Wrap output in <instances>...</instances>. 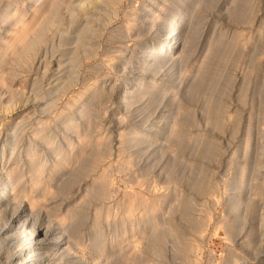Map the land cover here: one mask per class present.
<instances>
[{
	"label": "rangeland",
	"instance_id": "rangeland-1",
	"mask_svg": "<svg viewBox=\"0 0 264 264\" xmlns=\"http://www.w3.org/2000/svg\"><path fill=\"white\" fill-rule=\"evenodd\" d=\"M4 181L30 220L0 207L1 264L37 227L55 264L228 263L264 191V0H0Z\"/></svg>",
	"mask_w": 264,
	"mask_h": 264
},
{
	"label": "bare ground",
	"instance_id": "bare-ground-1",
	"mask_svg": "<svg viewBox=\"0 0 264 264\" xmlns=\"http://www.w3.org/2000/svg\"><path fill=\"white\" fill-rule=\"evenodd\" d=\"M171 22H173V20ZM173 24H174V28L172 26H170V31H172V33L170 35H176V36H174L171 40H168L166 43H163V42H161L160 40L157 39L158 41L156 42V45H157V48L159 50H165L167 47H170L172 45H176V43H178V40H179L178 38H181L180 36H183L180 33V31L182 29L180 30L181 25H180L179 19L178 20H175L173 22ZM162 27H163V23H162ZM167 27H164L163 28L166 31L165 34L168 32L167 31ZM39 36H41V35H39ZM41 39H42V37H41ZM39 40H40V38H39ZM8 186L9 185H7V182L4 181V186H2L0 188V207H3L4 209L7 210V208H9L10 206L13 205V208H12L13 209V212L11 214V217H9L10 219L9 220L7 219V222L9 221L10 224L13 223V222L15 224H17L16 222L19 219L23 218V224H27L29 222V220H30L27 217V212H29V209H28V206L29 205L27 206L23 201L18 202L17 199H16L17 200V203L16 202H13L12 201L13 199L12 200L9 199V197L7 195ZM255 195L254 196L257 197V200H258L257 201V205H258L257 212H256L255 216L252 217V220L250 219L251 221L249 220L250 222L248 221L249 223H247V229L245 228L246 231H247V234L245 236L243 234H241V236H239V238H238V241L235 240L236 245L239 247L240 252H234V251L233 252L232 251L228 252L227 251L228 252L227 253V256L229 258V262L226 263V264H264V208H263V204H262V200L264 199V191L258 189V191L255 192ZM249 198H250V196H249ZM244 202H245L244 198L243 197H240L239 198V201L237 202L238 204L236 206H235V204H233L235 206L234 207L235 213L240 214V216H241L242 212L244 211V208H243L244 205L241 206V204L244 203ZM30 211H31V209H30ZM241 220H242V218H241ZM4 226H7V225H4ZM244 226H246V223L244 224ZM1 228H2V225H1ZM10 228H13V227L11 225H8L7 227L2 228L1 231H0L1 232V235L4 232H7L9 234V232L11 231ZM28 230L30 231L31 229H28ZM46 232L47 231L44 230L41 227L40 228L37 227L36 229H34L33 231H31V233L29 232L28 233L29 234V237H27V235L24 237V240H25V238L27 239L25 245L22 244L24 246L22 247V249L20 248L21 249L20 252H22V251L23 252L20 255H19V253L13 254L11 256V258H9L8 260H6L5 262H2V264H55V260H56V257H57L55 255H56V252L59 250L58 247L62 243L57 242V241L50 242V239L47 237V233ZM20 233H22V232H20ZM8 236H11V235H8ZM15 239H17V238H15ZM19 239L21 241V238H19ZM20 241H18V242H20ZM15 245H16V243H15ZM16 249L18 250V248H16ZM33 249L36 250V251H34L32 253H29V251L30 250H33ZM56 249H58V250L56 252H54ZM60 250H62V249H60ZM58 254H59V252H58ZM19 256H21V257H19ZM16 257L17 258H21L22 260H18V259L17 260H15V259L12 260L13 258H16ZM3 258H5V257H3ZM5 259H7V258H5ZM0 264H1V262H0Z\"/></svg>",
	"mask_w": 264,
	"mask_h": 264
}]
</instances>
